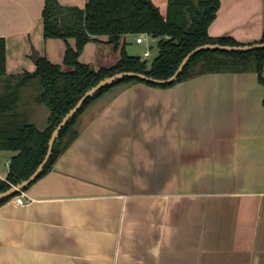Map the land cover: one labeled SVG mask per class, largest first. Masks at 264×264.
<instances>
[{
  "label": "crops",
  "instance_id": "crops-1",
  "mask_svg": "<svg viewBox=\"0 0 264 264\" xmlns=\"http://www.w3.org/2000/svg\"><path fill=\"white\" fill-rule=\"evenodd\" d=\"M59 1L84 8L89 0ZM152 1L166 14L169 0ZM45 3L0 0L9 75L36 70L34 49L64 62L67 43L44 36ZM209 33L261 40L264 0H221ZM105 43H87L81 61L116 64L113 44L99 56ZM79 121L52 170L20 191L25 203L16 195L0 205V264H264V84L256 72H209L166 88L121 84Z\"/></svg>",
  "mask_w": 264,
  "mask_h": 264
},
{
  "label": "trees",
  "instance_id": "trees-1",
  "mask_svg": "<svg viewBox=\"0 0 264 264\" xmlns=\"http://www.w3.org/2000/svg\"><path fill=\"white\" fill-rule=\"evenodd\" d=\"M220 7L221 0H169L167 12L163 14L152 0H89L84 8L66 6L59 0H46L44 36L45 39H62L67 43L63 62L69 68L67 70H63L61 64L41 57L35 71L9 75L6 42L0 37V78L7 80V88H10V79L18 80L15 88L5 89L0 95V151L15 153L10 159L6 179L0 180V193L27 180L35 172L48 152L53 131L79 99L101 80L124 71L166 79L177 71L191 51L201 45H246L232 37L210 35L209 27ZM142 33L158 39V55L151 63L128 53L122 42L128 35ZM101 37H107V42L120 50L121 57L113 66L95 69L81 61L80 56L87 43ZM70 39H75V46L69 43ZM260 42H264V34L261 40L248 44ZM263 71L264 48L249 51L205 49L191 57L171 83H156L135 76L119 78L89 97L61 129L49 160L31 184L50 172L59 156L78 137L76 123L85 109L115 86L142 82L166 88L209 72H256L264 84ZM34 82L40 88L36 101L49 110L47 126L43 129L18 110L21 91ZM19 193L1 198L0 205Z\"/></svg>",
  "mask_w": 264,
  "mask_h": 264
},
{
  "label": "water",
  "instance_id": "water-1",
  "mask_svg": "<svg viewBox=\"0 0 264 264\" xmlns=\"http://www.w3.org/2000/svg\"><path fill=\"white\" fill-rule=\"evenodd\" d=\"M259 48H264V42L255 43V44H246V45H240V46H231V45H220V44H205L201 45L197 48H195L193 51H191L185 59L182 61L181 65L177 69V71L169 78L166 79H156L151 76H148L144 73L134 72V71H124L116 73L112 76H109L103 80H101L97 85L92 87L90 90H88L77 102V104L64 116L60 124L57 126V128L53 131L52 137L49 142V148L48 152L43 160V162L38 166V168L35 170V172L27 179L22 181L21 183L17 185H13L12 188L9 190H6L2 193H0V199L10 196L14 194L17 191H22L25 187L29 186L39 175V173L43 170L44 165L49 160L52 151H53V145L55 143V140L57 139L61 129L67 124V122L73 117V115L80 109V107L85 103V101L94 95L99 89H101L103 86L107 84L113 83L115 80L125 77V76H135L139 77L145 80L154 81L156 83H171L181 74L183 69L185 68L186 63L189 61L191 57H193L198 51L205 50V49H226L230 51H249V50H256ZM33 56L34 61L36 63L39 62L40 57L37 50H33Z\"/></svg>",
  "mask_w": 264,
  "mask_h": 264
},
{
  "label": "rangeland",
  "instance_id": "rangeland-1",
  "mask_svg": "<svg viewBox=\"0 0 264 264\" xmlns=\"http://www.w3.org/2000/svg\"><path fill=\"white\" fill-rule=\"evenodd\" d=\"M138 36L139 34L131 36L132 42L129 44L127 43L126 50L128 53L134 54V55L136 53H140L144 59L148 60V62L151 63L153 59L158 55L157 43L154 42V39L151 37L152 47L148 46L147 41L144 42L143 44L137 45L136 39ZM103 38L105 37H101L100 39L102 40ZM100 42H103V41H100ZM106 48H108V50H110L111 52H113L114 50L111 44L109 43L106 44L105 47H102L100 49L99 56H101V58L104 57V54H105L104 52L107 50ZM146 50H150V55L145 58L144 52ZM83 61H85V57H83ZM61 66L63 70L69 69L63 63L61 64ZM197 69H200V67L198 66ZM17 82H18L17 79H10V88H15L14 85ZM10 88H7V80H5L4 77L0 78V95L5 91V89H10ZM21 92L24 98L21 97V100L18 105V110L21 112H24L26 114V117H28L30 121L35 122L40 128L42 129L45 128L47 126V118L49 116V110L45 105L40 104L36 101V96L40 92V88L38 87V84L36 82L31 83L28 86H25ZM25 100L28 102L27 108L23 106ZM39 104L40 106L38 107L37 105ZM29 107L31 108L33 107V111L31 110L32 113L28 112ZM81 124H82L81 121H79L78 119V122L76 123V128L78 130L80 129ZM68 137L66 139H68ZM9 159H10V155H8L7 153H4V152L0 153V173L3 174V176H5V174L8 173L9 171V163H8Z\"/></svg>",
  "mask_w": 264,
  "mask_h": 264
},
{
  "label": "built area",
  "instance_id": "built-area-1",
  "mask_svg": "<svg viewBox=\"0 0 264 264\" xmlns=\"http://www.w3.org/2000/svg\"><path fill=\"white\" fill-rule=\"evenodd\" d=\"M151 35L147 34V33H142V34H139V36L137 37V43L138 44H143L144 42H148V46L151 47ZM153 39L155 37H152ZM157 39V38H156ZM158 40V39H157ZM150 55V50H146L145 53H144V57H148ZM1 179H4L1 175H0V180ZM15 201L18 203V204H24L25 203V195H17L15 197Z\"/></svg>",
  "mask_w": 264,
  "mask_h": 264
}]
</instances>
